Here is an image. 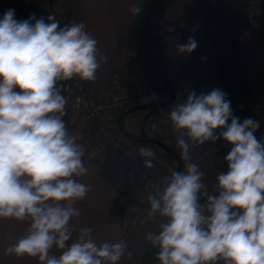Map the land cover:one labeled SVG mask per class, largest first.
Returning a JSON list of instances; mask_svg holds the SVG:
<instances>
[{"label": "clouds", "instance_id": "1", "mask_svg": "<svg viewBox=\"0 0 264 264\" xmlns=\"http://www.w3.org/2000/svg\"><path fill=\"white\" fill-rule=\"evenodd\" d=\"M131 11L139 14V4ZM196 47L190 38L177 51L190 54ZM100 65L98 41L83 23L60 26L52 14L17 20L14 9L0 18V219L28 223L26 233L5 249L7 256L39 264H119L125 255V241L97 243L92 227L72 223L81 215L75 205L90 191L78 179L88 168L86 149L64 120L67 98L58 85L95 81ZM169 119L184 165L148 196V217L161 218L158 231L146 236L158 249L156 259L264 264V140L255 135L260 121H241L218 88L189 92L171 106ZM221 138L230 145L227 170L216 177L217 194L207 195L205 173L192 162L191 148ZM137 153L145 169L154 167L150 145L138 146Z\"/></svg>", "mask_w": 264, "mask_h": 264}, {"label": "crops", "instance_id": "2", "mask_svg": "<svg viewBox=\"0 0 264 264\" xmlns=\"http://www.w3.org/2000/svg\"><path fill=\"white\" fill-rule=\"evenodd\" d=\"M42 1L46 7L58 3L59 22L69 20L71 23H83L85 30L98 41L101 65L97 72V79L87 81V88L89 93L97 99L108 96L111 93V76L124 62V42L128 31L136 19L144 13L149 0ZM184 3L185 0H171L168 6L176 12L184 6ZM138 4L141 11L133 16L131 9ZM228 11V8H224L212 37H208L206 32L197 36L196 53L186 64V69L195 65L205 67L206 74L200 82L203 94L217 88L225 93L220 83L214 47L215 41L228 31ZM15 18L17 20L27 19V17ZM242 22L236 45L237 65L244 84L264 110V6L244 15ZM208 51L215 54L207 55ZM104 57L107 59L104 60ZM16 90L19 91V89ZM168 98L167 91H164L162 99H159L156 104L149 106L127 105L116 115L118 128L114 133L115 140L122 147L131 148L133 144L136 146L147 144L154 149L156 153L154 167L143 170L146 176H152L159 181H162L163 177L169 176L171 170L182 171V160L172 150L169 151L146 136L144 137L140 128L147 116L146 122H149L161 115L166 108H160L159 105L165 103ZM232 110L233 114L237 116L236 111ZM113 160L114 158L111 157H104L97 161L83 160L88 168V173L78 179L85 183L90 191L83 201L75 205L81 215L78 218H73L72 223L79 227H92V235L97 243L125 241L127 248L119 264H160L156 259L158 249L152 247L146 236L150 232L158 231L161 219L148 217L149 201L147 203L142 201L140 197L142 191L133 187L112 170L111 162ZM215 170L226 171V160L217 159L214 164L206 162V175L212 176ZM131 197L136 198L140 206L126 208L119 216L118 210L121 204L125 199ZM141 206L145 209L144 214L137 210L142 209L138 208ZM27 228V222L0 219V264H39V261L34 258H16L5 255V249L24 235ZM53 252L59 254L56 249H53ZM128 252L132 253L131 257L127 255Z\"/></svg>", "mask_w": 264, "mask_h": 264}, {"label": "built area", "instance_id": "3", "mask_svg": "<svg viewBox=\"0 0 264 264\" xmlns=\"http://www.w3.org/2000/svg\"><path fill=\"white\" fill-rule=\"evenodd\" d=\"M57 5L58 3H53L46 7L42 0H0V7H18L27 19L33 15L47 19L52 14L58 20ZM262 6L264 0H186L179 11L165 16L167 18L158 24L156 34L161 40L164 55L162 74L176 90L175 104L183 103L191 91L199 95L200 82L205 72L202 67H194L183 77L180 76L195 49L190 54L178 53L177 45L187 43L190 38L196 40L202 32L214 35L216 23L224 8L229 9L227 30L231 31L242 27L244 15ZM136 59L134 45L128 40L124 62L113 72L110 81L111 93L104 98L97 99L92 96L88 91L87 82L78 79L59 82L58 86L64 89L63 94L67 98L64 120L68 131L75 135L77 143L83 144L86 149L83 160L97 161L104 157L121 159L118 164L112 165V170L133 187L141 190L148 199L150 193L163 187L146 176L135 151L122 147L114 138L116 115L127 105L147 106L156 104L159 100L154 86L140 73ZM170 108L171 106L163 110L157 119L144 125L146 137L160 142L168 149L179 147L176 139L178 133L173 131L169 119ZM229 150L230 145L222 138L215 143L211 142L207 147L194 145L191 148L192 162L205 173L206 162L214 164L217 156L224 158ZM220 172L215 170L212 176L205 173V188L202 192L210 193L212 187H216V177ZM140 213L144 214L145 211L141 210ZM218 264H221V261Z\"/></svg>", "mask_w": 264, "mask_h": 264}, {"label": "trees", "instance_id": "4", "mask_svg": "<svg viewBox=\"0 0 264 264\" xmlns=\"http://www.w3.org/2000/svg\"><path fill=\"white\" fill-rule=\"evenodd\" d=\"M157 6H158L157 1L149 0L145 7V10L148 13L153 14L155 17H159L160 11H155ZM59 23L60 26H64L65 24H71L69 20H64ZM156 33H157L156 21L155 20H153V22L150 21V31L148 32L146 28V30H144V33H141V39L139 43L141 59L142 60L144 59L142 68L144 74L150 80V83L153 86L154 84H157L155 59L160 48V41H158L159 37L157 36ZM238 33H239V29L234 28L231 31H227L226 34H224L223 36L217 39V45H218L217 61L220 69V75H221L223 87L226 90L228 96L231 98L232 102H234V104L238 107V109L242 113L241 121H243L246 118L259 120L258 119L259 117L264 122V110L255 100L252 94L249 92L239 73V69L237 65V57H236V45H237ZM150 35L153 36L155 40L152 56H150V45H151ZM255 135L262 136L264 140V129L262 128L261 123ZM131 199L134 198L132 197L127 198L121 204L118 210L119 216H121L123 212L126 210L127 204L130 202ZM199 202L201 203V205L206 203L201 199L199 200Z\"/></svg>", "mask_w": 264, "mask_h": 264}, {"label": "rangeland", "instance_id": "5", "mask_svg": "<svg viewBox=\"0 0 264 264\" xmlns=\"http://www.w3.org/2000/svg\"><path fill=\"white\" fill-rule=\"evenodd\" d=\"M154 1H157V3H158V6L156 7L155 11H160L159 17H155L153 14H150L146 10H144V13L140 17H138L136 19V21L133 23L132 27L128 31V34H127L126 39H125V42H124V51H123V57H124L125 56V49H126V42L128 40L131 41L132 44L134 45V49H135L136 54H137V59H136L137 60L136 61L137 67L139 68L140 73L142 74V76L144 77V79L148 80L149 82H150V80L146 77V75L144 74L143 68H142L143 67L142 64H143V60L144 59L143 60L141 59V54H140V50H139V43H140V39H141V33H144V30H146V28H147L145 18L148 16L151 22H153V20H155L156 21V24H157V28H158V26H159L158 24L161 23V22H163L164 19L167 18V17H165L166 15L173 14V12H175L174 10H172L171 8H169V6H168V4L170 3L171 0H154ZM185 3H186V0H185ZM8 9H14V11H15V17H26V15L24 14V12L20 8L14 7V6L0 7V17H3L5 11L8 10ZM228 13H229V11H228ZM206 34H207L208 37H212L213 36V35H209L208 33H206ZM150 41H151V39H150ZM158 41H160V48H159L158 54H157L156 59H155L156 60L155 61V66L161 71V73H163V62H164V60H163L164 57L163 56L164 55H163V52H162L161 40L159 39ZM154 42H155V40H154ZM215 44L216 45H215L214 48H215L216 54L214 52H212V51L211 52L208 51L207 55L208 54L211 55V53H214L216 55V64L218 66L219 75H220V69H219V65H218V61H217V53H218L217 40L215 41ZM150 50H151V45H150ZM195 53H196V51H194L192 53L191 57ZM191 57H190V59H191ZM188 61H187V63H188ZM186 64L183 67L182 71L180 72V76H182V77L184 75H186L187 73H189V71L192 68H194V67H202V68L205 69V67L202 66V65H195V66H193V67H191L189 69H186ZM205 74H206V69H205L204 75ZM156 83H157L156 85L159 88H162V89L164 88L163 82L158 77H157V82ZM220 83H221L222 88L224 89L223 83H222V80H221V75H220ZM224 91L226 93V90L225 89H224ZM200 94H202L201 88H200L199 95ZM226 95H227L228 99L231 102L232 109H234L236 111L235 113H236L237 117H239L240 120H241L242 119V113L240 112V110L238 109V107L234 104V102H232L231 98L228 96L227 93H226ZM258 119H259V121L261 123L262 128L264 129V122L261 120V118L258 117ZM115 127H116V130H117V128H118V120L117 119L115 120ZM140 129H141V131L143 133V136L145 137L146 136V134H145L146 133L145 126H141ZM256 136L259 139L263 140L262 136H259V135H256ZM210 143L208 144V142H207V143H205V144H203L201 146L202 147H207V146L210 145ZM137 148H138V146H136V145L133 144L130 149H133L135 151L136 155L138 156ZM170 150H172L173 152H175L181 158V156H180L181 149L179 147H170ZM138 158H139L140 165H141L142 169H145V168H143L144 166H143L142 159L139 156H138ZM216 158L219 159V160L224 159L221 156H217ZM217 159H216V161H217ZM120 161H121V159L114 158V160L111 162L112 163L111 165L114 166L115 164H118ZM182 163L184 165V161L183 160H182ZM143 172L145 173L144 170H143ZM149 178L155 180L158 184H160L162 187H164V185L158 179L153 178L152 176L149 177ZM213 194H217V188L215 186L212 187V189L210 190V193H207V195H213ZM140 197H141L142 201H144L145 203L148 202V199L146 198V195L143 192H141ZM201 197H203V198L206 199V197H204V196H201ZM132 206L133 207L134 206H140L139 203L137 202L136 198L135 199H131L130 202L127 204V207L126 208H129V207H132ZM138 208H142V209H137V210H139V212L141 210H145V209H143L144 208L143 206L138 207ZM221 264H223V261H221Z\"/></svg>", "mask_w": 264, "mask_h": 264}, {"label": "water", "instance_id": "6", "mask_svg": "<svg viewBox=\"0 0 264 264\" xmlns=\"http://www.w3.org/2000/svg\"><path fill=\"white\" fill-rule=\"evenodd\" d=\"M145 21H146V25H147V30L149 32L150 31V20H149L148 16L145 18ZM150 39H151L150 56H152V51H153V48H154V38H153V36L150 35ZM155 70H156V74H157L158 78L164 84V88L163 89L159 88L156 84H154V88H155V91L157 92L158 98L162 99L164 91H167L168 96H169L168 100L165 103H161L159 105V107L163 108V109H165V108L168 109L174 103V101L176 99V90H175L174 86L164 77V75L161 73V71L157 67L155 68ZM147 118H148V116L144 119V121L142 123V126L145 125ZM154 142L158 143L160 146H162L163 148H165V149L170 151V149L164 147L160 142H157V141H154ZM200 199L202 201L206 202L205 198L200 197Z\"/></svg>", "mask_w": 264, "mask_h": 264}]
</instances>
